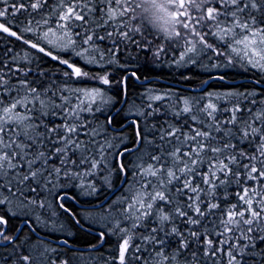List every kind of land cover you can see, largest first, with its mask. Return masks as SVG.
Wrapping results in <instances>:
<instances>
[{"label":"snow or ice","instance_id":"obj_1","mask_svg":"<svg viewBox=\"0 0 264 264\" xmlns=\"http://www.w3.org/2000/svg\"><path fill=\"white\" fill-rule=\"evenodd\" d=\"M0 34V264H264V0H0ZM165 67L210 75L129 97ZM237 70L259 78L203 87Z\"/></svg>","mask_w":264,"mask_h":264},{"label":"trees","instance_id":"obj_2","mask_svg":"<svg viewBox=\"0 0 264 264\" xmlns=\"http://www.w3.org/2000/svg\"><path fill=\"white\" fill-rule=\"evenodd\" d=\"M4 35V34H1ZM14 38L11 37H6L5 36V43L7 41L13 40ZM14 48L16 49H20L22 47H24L22 44H20V42H15L14 43ZM44 66L46 69H51L52 72L56 73L58 72L62 66L58 67L55 61H52L48 58H45V62H44ZM84 69L86 68L88 71H95L96 69L91 68L89 66H84ZM181 71H187V69H181L180 71H175V70H170L169 68H157L155 70L149 71L147 69L141 68L139 71V75H141L142 80L144 76H147L149 78H151L150 81L147 82H137L134 79H129L128 82V95L129 97L132 98H136L137 99V103H139V94L142 93L144 91L145 86L149 87V85H154L156 86L158 89H160L161 91L164 90H169V89H173V90H181L184 89L185 91H181V95H198L202 89V85H201V81L204 79H207L208 76L210 75L209 72L204 71V70H197L195 71V73L193 74L192 72H189L188 74L192 76V79L190 80H184V78L180 75ZM213 75L215 73H212ZM119 75H117L118 77ZM259 75L257 73H255L254 71H248V72H240L239 70L237 71H229V75H228V83H221L219 81H210V84L207 86H203L205 88H207L208 91H213V90H220L222 88H229V87H241V86H247L249 84L250 81L258 79ZM89 87L92 86H98L95 84V82H87ZM190 88H194L196 91L195 92H188L186 91L187 89ZM110 94L112 96H115L117 100H120V86L116 85L115 89L112 87L109 90ZM122 104V103H121ZM120 104V105H121ZM118 105V106H120ZM123 106V105H122ZM120 106V107H122ZM131 118V117H129ZM123 119V113L121 115L115 116V120H114V126L115 127H119L120 126V122ZM133 132V129L131 127V125L129 124L126 131H125V135L131 137ZM113 135H115V133H113ZM114 163V162H113ZM121 178L118 175H114V177L112 178L113 180V187L111 189L106 190L102 195H99V199L101 200H107L106 195L109 194L111 191H113L114 189H116L117 186H119L120 188H122L123 186L118 182ZM100 179H97V186L100 187V183H99ZM118 193H115L114 195L116 196ZM73 194H77L75 191L73 192ZM115 196H113V198H115ZM105 197V198H104ZM112 198V199H113ZM84 198L79 197V201L83 203ZM109 200V198H108ZM69 204L73 207V209L75 210L77 205L76 204H72L71 201H69ZM87 206V205H84ZM69 220L70 222V218H66ZM21 220H17V219H10L9 220V224H8V228L11 231L12 234H15L16 229L20 226L21 224ZM72 231L75 233V236L73 237V239L76 241V246L77 247H81V249H86L87 246L91 243H96V237L94 235H89L87 232L84 231H79L77 227L73 226L72 227ZM36 233H39L41 235H44V232L42 231V228L37 226L36 227ZM36 233H32L29 231L28 228H24L23 229V233H22V239L24 237H32V239H35ZM118 244V240L116 238H108L106 237V242L105 245L103 247H101L99 252H84V256H96V257H108V256H113L116 254V246ZM69 255H71V253H69Z\"/></svg>","mask_w":264,"mask_h":264},{"label":"rangeland","instance_id":"obj_3","mask_svg":"<svg viewBox=\"0 0 264 264\" xmlns=\"http://www.w3.org/2000/svg\"><path fill=\"white\" fill-rule=\"evenodd\" d=\"M14 30H15V29H14ZM0 35H1V34H0ZM33 51H34V50H33ZM38 55H39V54H38ZM81 66L83 67V65H81ZM85 70L88 71L86 68H85ZM117 79H119V76L117 77ZM116 85H119V84H115V85H113L112 87L115 89V86H116ZM104 87H107V86H104ZM112 87H111V88H112ZM148 88H157V87L154 86V85H149ZM157 89H158V88H157ZM109 94H110V92H109ZM113 177H114V176H113ZM113 177H112V178H113ZM97 179H100V178L98 177ZM119 189H120V187L116 190L115 193H118ZM111 192H112V191H111ZM111 192H110L109 194H111ZM115 193H114V194H115ZM114 194H113V195L111 194V198H113V196H115ZM119 195H120V193L117 194L115 197H118ZM82 198H83V197H82ZM39 227L42 228L43 226L40 225ZM26 238H27V237H24L23 239H26Z\"/></svg>","mask_w":264,"mask_h":264},{"label":"flooded vegetation","instance_id":"obj_4","mask_svg":"<svg viewBox=\"0 0 264 264\" xmlns=\"http://www.w3.org/2000/svg\"><path fill=\"white\" fill-rule=\"evenodd\" d=\"M142 81H143V80H142ZM120 106H122V104H121ZM129 119H132V117L129 118ZM116 128H117V130L119 131V127H116ZM118 192H119V191H118ZM106 197H107V200H108V198H109V199H112L111 196H109V194H107ZM104 198H105V197H104ZM80 203H81V205H83L82 202H80ZM83 206H84V205H83ZM85 207H86V206H85ZM29 237H31L30 234H29Z\"/></svg>","mask_w":264,"mask_h":264},{"label":"bare ground","instance_id":"obj_5","mask_svg":"<svg viewBox=\"0 0 264 264\" xmlns=\"http://www.w3.org/2000/svg\"><path fill=\"white\" fill-rule=\"evenodd\" d=\"M142 82H147V81H142ZM118 188H119V186H117L116 189H114L113 191L116 192V190H117ZM113 191H112V192H113ZM112 192H111V193H112ZM109 196H111V194H109ZM20 225H21V224H20ZM19 227H20V226H19ZM40 235H41V234H40ZM80 248H81V247H80Z\"/></svg>","mask_w":264,"mask_h":264},{"label":"water","instance_id":"obj_6","mask_svg":"<svg viewBox=\"0 0 264 264\" xmlns=\"http://www.w3.org/2000/svg\"><path fill=\"white\" fill-rule=\"evenodd\" d=\"M151 80V78H149V81ZM115 193V191H113L111 194L113 195ZM21 225H22V222H21ZM20 225V226H21ZM36 233V232H35ZM36 235H40L39 233H36ZM41 236H43V235H41Z\"/></svg>","mask_w":264,"mask_h":264}]
</instances>
